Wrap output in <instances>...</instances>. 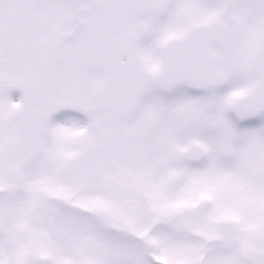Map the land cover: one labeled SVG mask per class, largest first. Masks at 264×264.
I'll return each mask as SVG.
<instances>
[{"label":"snow or ice","instance_id":"obj_1","mask_svg":"<svg viewBox=\"0 0 264 264\" xmlns=\"http://www.w3.org/2000/svg\"><path fill=\"white\" fill-rule=\"evenodd\" d=\"M0 264H264V0H0Z\"/></svg>","mask_w":264,"mask_h":264}]
</instances>
